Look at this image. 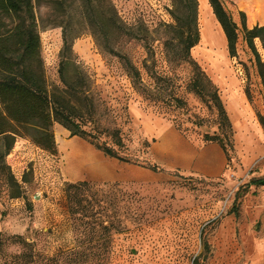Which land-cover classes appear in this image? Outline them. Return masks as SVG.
Instances as JSON below:
<instances>
[{"label": "rangeland", "instance_id": "374dc122", "mask_svg": "<svg viewBox=\"0 0 264 264\" xmlns=\"http://www.w3.org/2000/svg\"><path fill=\"white\" fill-rule=\"evenodd\" d=\"M111 1L126 33L111 36L109 48L81 35L73 42V55L91 77L102 126L121 131L125 155L158 170L110 159L60 125L53 128L56 155L18 138L5 164L22 197L12 198L16 191L0 174V264H264V187L252 184L264 179V45L255 39L258 64L243 40V24L248 30L264 27V0L258 6L223 0L239 29L236 58L227 40L220 48L203 42L198 9L200 41L191 56L220 91L232 128L229 137L218 128L216 110L187 91L189 72L165 60L163 26L173 23L172 1ZM40 39L48 84L57 85L62 31L42 29ZM116 55L140 71L141 90ZM145 63L168 78L158 84L162 100L142 90L156 88ZM172 94L186 106L169 100ZM207 137L221 138L212 142ZM164 141L180 145L175 167L153 151ZM66 143L82 152L81 160L70 156ZM212 144L225 154L219 175L186 168L188 162L195 164L191 157ZM99 168L114 175L132 169L140 173L139 180L80 176ZM83 182L89 187L70 201L68 185ZM237 195L239 221L232 212Z\"/></svg>", "mask_w": 264, "mask_h": 264}, {"label": "trees", "instance_id": "16d2710c", "mask_svg": "<svg viewBox=\"0 0 264 264\" xmlns=\"http://www.w3.org/2000/svg\"><path fill=\"white\" fill-rule=\"evenodd\" d=\"M171 1L173 23L163 26L168 36L165 60L189 72L187 91L208 108L216 110L218 128L222 135L229 137L232 128L220 91L191 56V50L200 41L198 0ZM208 2L226 36L229 54L236 58L238 26L226 11L223 0ZM46 28H60L63 40L58 68L59 84L52 86L46 78L41 52L40 30ZM126 30L111 0H0V174L8 186L16 191L12 198H20L22 193L5 164L6 157L18 138L27 139L40 150L56 155L55 125L63 127L72 137L88 142L110 159L142 166L153 172L158 170L155 166L143 165L125 155L127 147L121 131L102 126L91 77L73 55V42L81 35L89 34L109 48L110 37L125 34ZM255 39L264 45V27L248 30L243 24V40L257 63L261 64ZM110 52L114 51L111 49ZM116 56L122 61L134 85L140 89V71L126 57ZM144 67L156 88L148 91L144 88L143 92L162 100L158 84L168 78L151 71L147 63ZM169 100L186 106L174 94L170 95ZM261 122L264 127V119ZM207 138L219 142L221 137ZM252 184L264 187V179L253 180ZM88 187L86 182L68 185V199L75 201L80 192ZM239 198L241 196L237 195L232 211L237 221L240 219ZM78 202L82 203V199ZM78 212L72 210L74 214ZM203 246L204 251L209 253L211 247L207 240H204Z\"/></svg>", "mask_w": 264, "mask_h": 264}, {"label": "crops", "instance_id": "0c3cea01", "mask_svg": "<svg viewBox=\"0 0 264 264\" xmlns=\"http://www.w3.org/2000/svg\"><path fill=\"white\" fill-rule=\"evenodd\" d=\"M244 1H248V0H244ZM180 149H181L180 145L174 143L166 144V142L164 141L158 146H154L153 151L158 150L162 154L166 155L169 158L170 166L175 167L178 163V159L180 158ZM191 158L192 161H195V164L192 165L191 163L188 162L186 168L201 171L202 173L207 174L209 176H217L220 174L222 170L225 154L220 146L216 144H212L207 147H204L200 152H197L196 155H194ZM109 164H113V163L110 162ZM138 175H140V173L132 169H130L129 171L123 169V172L120 175H114L113 172L102 168L80 172V176L84 177L85 180L88 181L127 180V179L139 180Z\"/></svg>", "mask_w": 264, "mask_h": 264}, {"label": "bare ground", "instance_id": "6f19581e", "mask_svg": "<svg viewBox=\"0 0 264 264\" xmlns=\"http://www.w3.org/2000/svg\"><path fill=\"white\" fill-rule=\"evenodd\" d=\"M252 4L258 6L262 0H249ZM199 14L202 19V31L201 38L204 43L210 45H216L218 48L224 46L226 43V36L222 30V27L218 23L215 15L212 12V8L208 2V0H199ZM217 59L222 62L221 54L216 55ZM66 150L70 153L71 157L82 159V152L72 145L66 143ZM69 174L73 177L77 176V172L73 170H69Z\"/></svg>", "mask_w": 264, "mask_h": 264}, {"label": "built area", "instance_id": "2783aa9c", "mask_svg": "<svg viewBox=\"0 0 264 264\" xmlns=\"http://www.w3.org/2000/svg\"><path fill=\"white\" fill-rule=\"evenodd\" d=\"M123 20L125 21V19H123ZM125 22H130V21L127 20V21H125Z\"/></svg>", "mask_w": 264, "mask_h": 264}]
</instances>
